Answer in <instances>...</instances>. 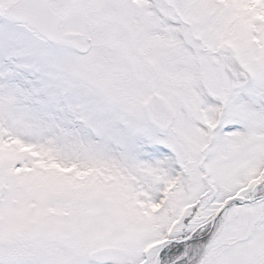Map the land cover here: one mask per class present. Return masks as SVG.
Returning <instances> with one entry per match:
<instances>
[{"label":"snow or ice","instance_id":"snow-or-ice-1","mask_svg":"<svg viewBox=\"0 0 264 264\" xmlns=\"http://www.w3.org/2000/svg\"><path fill=\"white\" fill-rule=\"evenodd\" d=\"M0 264H264V0H0Z\"/></svg>","mask_w":264,"mask_h":264}]
</instances>
